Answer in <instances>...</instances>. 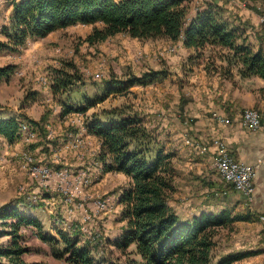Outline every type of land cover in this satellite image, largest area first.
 Here are the masks:
<instances>
[{
	"label": "rangeland",
	"instance_id": "rangeland-1",
	"mask_svg": "<svg viewBox=\"0 0 264 264\" xmlns=\"http://www.w3.org/2000/svg\"><path fill=\"white\" fill-rule=\"evenodd\" d=\"M246 1L251 4L255 0ZM12 10L13 0H0L1 38H8L6 29L10 28L11 17L7 15ZM262 12L264 9L256 12L259 28L251 30L255 31L253 40L264 43L259 23ZM92 28L93 23L78 21L46 35L31 36L17 49L0 48V64H15L12 74L0 81L1 107L26 115L20 118L23 128L19 138L9 141L0 134V205L14 202L40 218V227L28 224L21 228L22 240L30 246L24 253L28 259L72 264L53 255L49 242L41 236L42 232L60 236L62 230L87 243L95 255H122L113 239L125 222L120 218L119 193L129 176L116 168L104 169L98 156L100 138L88 129L91 118L102 115L105 109L137 113L156 133L164 150L171 153L176 185L169 201L181 216L217 209L221 204L244 212L250 203L245 202L240 190L221 178L214 167V157L193 145L201 137L189 126L194 117L186 105L199 95V62L215 60L221 47L206 43L203 48H195L178 43V37H140L127 31L90 42L86 36ZM151 69L162 72L149 82L104 92L107 86L121 83L120 79ZM70 73L73 82L53 85L57 74ZM170 99L173 114L180 119V124L172 128L169 122L164 124L162 117ZM65 102L87 105L85 110L64 111ZM181 102L183 107L176 105ZM243 107L244 111L259 109L262 119L257 105H243L239 113ZM213 111L222 113L214 108L212 116ZM184 133L191 142L184 140ZM23 152L33 156L30 161L23 158ZM33 165L48 166L49 173L34 172ZM254 216L252 222L238 218L218 227L213 250H251L231 264H262L264 217ZM10 220L0 217V246L11 241Z\"/></svg>",
	"mask_w": 264,
	"mask_h": 264
},
{
	"label": "trees",
	"instance_id": "trees-1",
	"mask_svg": "<svg viewBox=\"0 0 264 264\" xmlns=\"http://www.w3.org/2000/svg\"><path fill=\"white\" fill-rule=\"evenodd\" d=\"M189 0H13L7 39L0 37V48L17 49L31 36L46 35L51 30L75 22L93 23L86 39H104L118 31L140 37H180L185 45L200 48L204 44L225 47L229 59L238 63L242 75L264 77V47L245 39L242 28L231 23L215 2L198 9L187 21ZM186 22V23H185ZM15 64H0V81L9 77ZM59 67V71H60ZM161 69L132 74L121 83L107 86L119 89L134 83L155 79ZM72 74H57L53 85L73 82ZM117 87V88H115ZM94 99V98H93ZM87 104L74 106L65 102L64 111L85 110ZM21 113L5 111L0 104V134L9 141L21 136ZM102 115H106L105 119ZM91 118L88 129L100 138L98 156L105 170L116 168L129 176L119 193L122 202L120 218L124 225L113 239L121 256L95 255L87 243L75 235L60 231V236L42 232L51 252L72 264H231L251 252L236 250L215 252L214 234L218 227L234 219L248 218L247 210L233 211L227 204L219 208L201 209L181 216L170 203L175 190V168L170 152L164 150L156 133L137 113L125 114L116 108L105 109ZM23 119V118H22ZM31 121L38 122L35 118ZM29 125V124H28ZM225 181V180H224ZM0 217L11 218V241L0 246V264H52L28 259L24 253L30 246L23 242L22 225L41 226L40 218L19 208L16 203L0 205Z\"/></svg>",
	"mask_w": 264,
	"mask_h": 264
},
{
	"label": "crops",
	"instance_id": "crops-1",
	"mask_svg": "<svg viewBox=\"0 0 264 264\" xmlns=\"http://www.w3.org/2000/svg\"><path fill=\"white\" fill-rule=\"evenodd\" d=\"M207 2L219 4L223 15L231 23L242 28L245 39H251L254 46L262 44L264 47L263 40H253L255 31L251 30V27H257L256 12L264 9V0H255L251 4H247L246 0H189L186 22L198 9L205 7ZM7 17H11V13ZM177 40L183 44L180 37ZM220 49L215 60L199 62V95L195 101L187 103V108L185 106L194 117L189 126L194 132L199 133V137L202 138L200 140L207 144L204 151L211 156H214L216 150L214 138L220 136L227 142L230 152L235 157L255 161L257 156L264 155V77L258 74L242 75L238 70V63L223 54L226 48ZM171 101L172 99L164 108L162 116L165 119L164 124L169 122L170 128L171 125L180 124V119L173 114ZM247 104L257 105L263 114L260 125L255 129L243 126L238 119L240 108ZM176 105L183 107L182 102ZM246 107H243L242 111ZM214 108L230 115V121L224 123L213 118L211 110ZM255 169L253 198L247 207L248 218H244L250 222L253 221L254 215L262 214L264 217V164H258Z\"/></svg>",
	"mask_w": 264,
	"mask_h": 264
},
{
	"label": "built area",
	"instance_id": "built-area-1",
	"mask_svg": "<svg viewBox=\"0 0 264 264\" xmlns=\"http://www.w3.org/2000/svg\"><path fill=\"white\" fill-rule=\"evenodd\" d=\"M259 23L264 31V12L259 15ZM213 117H216L221 122L230 121L229 115L217 111H213ZM238 117L239 122L249 128H257L261 123V113L255 107L254 111L241 110ZM183 135L185 141L191 142V139L185 133ZM214 142L216 144V150L213 156L215 169L223 180L230 182L234 188L244 194L245 202L251 201L253 198V176L255 174V168L258 164H264V155L257 156L255 161L240 159L230 152L227 142L222 137H215ZM193 145L201 151L207 148V144L202 141L199 142V139L195 140V144ZM23 157L30 161L33 156H26L25 152H23ZM31 169L34 172L41 171L44 175L49 173L47 171L49 167L44 165H33ZM103 204L105 203L103 202Z\"/></svg>",
	"mask_w": 264,
	"mask_h": 264
},
{
	"label": "bare ground",
	"instance_id": "bare-ground-1",
	"mask_svg": "<svg viewBox=\"0 0 264 264\" xmlns=\"http://www.w3.org/2000/svg\"><path fill=\"white\" fill-rule=\"evenodd\" d=\"M244 111V110H243ZM245 111H254V109L253 108H251V109H247V110H245ZM24 158V157H23Z\"/></svg>",
	"mask_w": 264,
	"mask_h": 264
}]
</instances>
